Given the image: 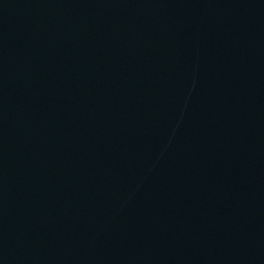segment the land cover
Returning <instances> with one entry per match:
<instances>
[{"label":"water","instance_id":"obj_1","mask_svg":"<svg viewBox=\"0 0 264 264\" xmlns=\"http://www.w3.org/2000/svg\"><path fill=\"white\" fill-rule=\"evenodd\" d=\"M0 264H264V0H0Z\"/></svg>","mask_w":264,"mask_h":264}]
</instances>
